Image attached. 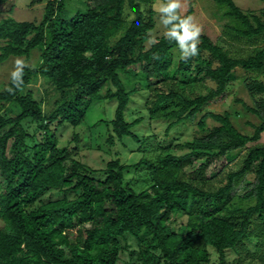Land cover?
<instances>
[{"label": "trees", "instance_id": "trees-1", "mask_svg": "<svg viewBox=\"0 0 264 264\" xmlns=\"http://www.w3.org/2000/svg\"><path fill=\"white\" fill-rule=\"evenodd\" d=\"M157 1L30 0L31 6L46 4L40 22L0 18V64L40 52L38 64L24 68L20 89L6 90L14 87L10 76L0 90V264H117L127 247L123 242L130 239L137 241L141 264H211L212 252L218 264H230L231 252L238 253L232 264H264V256L247 260L243 255L247 242L264 237V144L257 143L264 133L263 81L246 85L252 96H260L255 105L242 102L258 119L250 124L251 135L242 133L228 113H207L199 122L203 136L162 147L137 164L148 168L147 187L139 191L126 178L131 167L119 158L96 171L70 147L76 143L78 150L91 107L105 101H116L114 116L107 118L101 107L93 126L106 127L109 151L128 139L144 143L134 132L142 118H126L135 91L120 76L133 65H141V73L134 74L148 83V117L170 120L168 135L222 97L236 80V68L264 73V8L257 15L243 12L234 0H212L225 10L231 39H260L263 47L239 58L202 34L199 55L180 59L173 68L172 50L179 49L174 40L163 36L145 45L155 28ZM10 2L0 0V15L13 12ZM72 3L82 8L70 16ZM192 13L189 9L182 17ZM40 77L60 95L50 112L31 88ZM206 80L215 87H207ZM207 118L217 125L205 129ZM67 125L74 136L63 146L57 133ZM249 143L254 145L242 167L227 173L225 184L208 177L212 162L231 161L229 154ZM183 147L186 153L175 154ZM240 186L243 193L236 191ZM55 191L63 197L43 199ZM181 217L185 221L179 222Z\"/></svg>", "mask_w": 264, "mask_h": 264}, {"label": "rangeland", "instance_id": "rangeland-1", "mask_svg": "<svg viewBox=\"0 0 264 264\" xmlns=\"http://www.w3.org/2000/svg\"><path fill=\"white\" fill-rule=\"evenodd\" d=\"M236 5L245 13H254L259 15L261 10L264 8V2L261 0H234ZM167 3V0H158L154 5L153 9L155 11L153 15L155 28L150 32V39L163 37L167 28L161 23L160 16L158 12V7L160 4ZM182 7L178 10L181 16L185 15L189 9L193 10L191 17L194 18L195 23H197L201 29L202 34L209 36L215 43L224 47L228 50L231 55L239 58H247L253 55L258 49L263 47L262 40L250 41L246 38H240L239 40L231 39L227 31V25L230 23L229 19L224 15V9L221 8L217 3L212 0H181ZM10 5L14 6L12 13L5 9L0 18H5L12 16L18 21H33L40 22L43 19L46 4L41 5H30V0H11ZM9 5V6H10ZM77 8H82L80 5L72 3L69 7L70 16L75 14ZM149 8L145 9L146 18L148 19ZM201 34V35H202ZM150 41V40H149ZM149 41L145 44L147 48L150 47L152 43ZM205 58H209L208 54H204ZM18 57H11L8 61L0 64V90L6 87L11 72L14 67V61ZM23 58L28 66H36L40 60V52L33 51L30 57H19ZM180 50H172V60L173 68L177 67L180 61ZM142 67L139 64L133 65L125 73H120V76L125 83L128 90H134V94L131 96L130 104L126 111V118L128 121H133L138 118H142V122L135 128L134 132L137 134L140 141L144 143L135 142L132 139H128L125 144H119L109 151L106 137L107 130L102 124L98 126H93L95 121L99 118L101 113V107L104 108L105 115L107 118H113L114 111L116 109V101H105L103 105L101 102L93 104L91 107L88 120L82 125L84 140L78 143V150L74 147L76 143L70 144L72 150L77 155L76 158L86 164L88 167L99 171L106 167L108 161L111 158H119L122 164L131 167L127 173V180L130 181L132 186L136 188L137 191L147 187L145 182V176L148 168L145 165L136 167L137 164L144 158H151L159 154L162 147L167 145L178 146L183 145L189 140L197 137L203 136L206 131L201 130L199 122L203 119V116L207 113L214 114H225L228 113L235 126L245 134L251 135L253 133L252 124H257V117L248 111L244 106L245 103L248 106L255 105V98L259 99L260 96H252L247 90L246 85L252 80L259 79L264 82V73L256 76V73L245 72L240 67L234 70L236 80L230 85L226 93L208 104H206L202 110L197 115L193 122H186L180 124L174 131L169 135L166 134V128L170 124V120H151L148 117L145 103L149 96V91L147 89L146 78L142 75L136 76L134 73H141ZM205 85L207 87H215V83L206 80ZM31 88L35 91L38 99L41 97L44 99V108L47 112L52 111L55 108V102L59 99L58 95L53 85L45 81L42 77L37 79ZM106 91V85L102 87V93ZM202 94H205L207 90L205 88L200 89ZM243 102V103H242ZM217 125L214 120L207 118L205 120V129H211L213 126ZM58 138L60 144L65 146L69 145L72 141L74 132L73 127L70 125L62 126L58 129ZM257 143L264 144V133H262L260 140ZM254 143H249L245 149L236 151L229 154L231 161L227 160V157L221 158L212 162L207 169L208 177L213 179L215 183H226V174L231 171H238L242 165L243 160L247 154V149L253 146ZM188 151L186 147L182 149L179 148L175 154L181 155ZM96 177L103 179L102 173L97 172ZM250 181L254 179L252 175L247 176ZM221 181V182H220ZM3 183L0 173V184ZM236 191L238 193H243V187H237ZM63 195L57 191L53 192L51 195H46L43 199L47 201L48 199L57 200L62 198ZM179 222L185 221L184 217L178 219ZM2 223L0 221V227ZM127 246L119 255V260L117 264H141L138 261L139 250L137 246V241L135 239H130ZM247 250L243 255L247 260L255 259L256 257L264 256V237L259 241L247 242ZM238 258V253H229L228 260L232 264ZM211 264H218L217 255L212 252Z\"/></svg>", "mask_w": 264, "mask_h": 264}, {"label": "clouds", "instance_id": "clouds-1", "mask_svg": "<svg viewBox=\"0 0 264 264\" xmlns=\"http://www.w3.org/2000/svg\"><path fill=\"white\" fill-rule=\"evenodd\" d=\"M181 0H167V3L160 4L158 12L161 14L160 21L167 28L164 33L165 38L174 40L180 50V58L187 60L199 55L198 45L202 34L201 27L195 23L191 16L182 17L178 10L181 9ZM170 26V27H169ZM154 38L149 43H157ZM28 67L23 58H16L11 72V82L14 87H8L6 90L10 93L14 89H20L23 85L24 68Z\"/></svg>", "mask_w": 264, "mask_h": 264}]
</instances>
